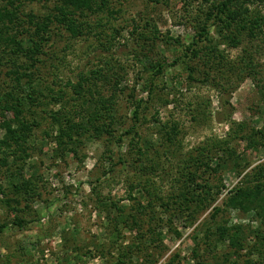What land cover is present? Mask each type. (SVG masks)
Masks as SVG:
<instances>
[{"label": "rangeland", "instance_id": "374dc122", "mask_svg": "<svg viewBox=\"0 0 264 264\" xmlns=\"http://www.w3.org/2000/svg\"><path fill=\"white\" fill-rule=\"evenodd\" d=\"M113 3V16L98 13L91 15L89 21L94 27L99 19H109L114 31L109 29L110 26L107 29L97 26L88 39L73 40L55 28V40L50 42L46 49L48 54L37 64L41 71L38 77L42 78L45 87H54L58 91L67 81L76 82L81 73L90 75L92 70L100 69L111 75L114 71L105 66H114L115 72L119 73L115 77L120 85L115 92L105 89L104 95L115 102L120 117L119 132L133 124L135 104L146 102L148 109L144 116L148 124L140 128L143 151L147 149L150 158L158 152L160 158H151L153 161L148 162V168L142 170L139 154L129 146L128 137L123 145L114 143L110 146L113 153H105L103 141L88 138L79 148L78 158L71 154L63 158L58 142L46 136L48 122L40 120L42 127L31 139L33 157L25 172L31 176L32 167H36L43 196L31 205L32 213L27 216L34 223L23 230L10 228L2 234L0 264H6L5 258L10 254L15 255L11 264H80L96 257L103 264H114L118 247L131 244L136 234L120 227L122 236L117 241L106 214L97 206L98 198L121 202L131 183L147 177H155V184L167 195L173 191L171 176L196 158L200 150L205 149L204 159L217 157L211 161L213 165L221 162L225 155L214 147L230 137L233 140L229 145L239 156L240 168L235 164L220 174L226 187L222 197L208 211L201 213L193 226H186L181 219L174 218V226L180 235L169 234L167 229L163 231L164 244L169 249L157 264H169L174 254L181 256V263L176 264H196L192 257L194 239L196 235L198 241L203 237L200 228L204 223L213 224L210 220L213 207L221 206L228 191L240 183L241 167L246 168L244 176L264 164V149H251L246 140L234 139L241 129L239 124H246L248 132L261 129L264 124V38L245 39L241 46L233 48L213 28L210 47L199 44L194 48L197 55L189 54L186 58L185 48L198 32L194 19H204L202 13L208 8L203 0L192 1L189 5H184L181 0H113ZM35 8L39 13L44 11L42 6ZM148 37L158 40L148 42ZM158 63L165 66V71L154 82L150 98L146 89L148 69L151 71L152 65ZM11 66L9 62L0 67V84L4 80L6 84L11 82L6 76ZM190 73L193 80L189 78ZM48 100L50 104V98ZM49 106L50 110L59 109L52 103ZM37 111V117H45L41 108ZM166 124L177 130L174 144L168 142L166 130L161 129ZM4 134L0 129V139ZM120 160L127 164L118 163ZM112 163L117 165L114 173L109 174ZM152 165H157L155 172L150 168ZM10 175L6 171L2 174L0 182L6 187L16 181ZM206 176L210 177V173ZM134 196L144 203L147 201L139 190H135ZM11 217L0 207V222ZM229 221L232 225L252 223L249 217L245 219L236 213L230 215ZM116 241L117 249L113 251L112 244ZM110 248L111 255H102L99 251ZM226 251L225 247L217 249L211 254L214 257L207 256V261L215 262L218 258L221 261Z\"/></svg>", "mask_w": 264, "mask_h": 264}, {"label": "trees", "instance_id": "16d2710c", "mask_svg": "<svg viewBox=\"0 0 264 264\" xmlns=\"http://www.w3.org/2000/svg\"><path fill=\"white\" fill-rule=\"evenodd\" d=\"M181 1L189 5L198 0ZM203 1L208 4V8L202 13L204 19H194L198 24V32L193 42L185 48L186 58L189 54L197 55L194 48L199 44L210 47L213 28L233 48L241 46L245 39L255 41L264 38V0ZM113 4V0H0V67L9 62L12 65L11 71L6 73L11 82L6 84L4 80L0 84V129L5 132L0 139V180L5 171L16 180L9 187L0 182V207L12 215L10 220L0 222V240L6 230H23L35 222L27 219V216L32 213L31 205L41 200L43 187L39 185L40 176L36 167H32L31 176L25 171L30 168L28 162L33 157L31 139L36 130L42 127L40 120L48 122L46 136L58 142L63 158L67 154L78 158L79 148L88 138L103 141L105 153H113L110 146L114 143L123 145L127 137L129 146L139 154L142 170L148 168V162L153 161L151 158H160L158 152H154L155 156L150 158L147 149L143 151L144 140L140 128L148 124L144 116L148 109L146 102L135 104L133 124L126 131L119 132L120 117L115 102L104 95L105 89L115 92L120 85L115 77L119 73L115 72L114 66H105L114 71L111 75L100 69L92 70L90 75L81 73L76 82L67 81L58 91L54 87H45L42 78H39L41 71L37 64L48 54L46 49L55 40L54 29L67 33L73 40L82 37L88 39L97 26L101 29L110 26L109 29L114 31L109 19H99L94 27L89 21L91 15L98 13L113 16ZM36 6H42L44 11L39 13ZM151 38L148 37V42L151 40L155 43L158 40ZM164 71L165 66L161 63L152 65L151 71L148 69L146 89L150 98L154 82L164 75ZM191 73L189 78L193 80ZM51 103L59 109L50 110ZM38 108H41V114L45 117H37ZM238 127L241 129L234 139L246 140L251 149H264V124L261 129H252L251 132L247 131L246 124H239ZM161 129L166 130L168 142L174 144L178 135L176 128L166 124ZM232 140L229 137L215 145L214 149L221 151L225 158L214 165L211 161L217 157L204 159L205 149L200 150L196 158L185 163L171 176L173 191L167 195L157 187L153 180L155 177H147L135 184L131 183L127 196L121 202L98 198L97 206L106 214L117 241L122 236L120 227L136 234L131 244L118 247L119 254L114 264H157L169 249L164 244V229L169 234L180 235L174 226V218L181 219L186 226H193L201 213L217 203L226 190L220 174L229 166L236 164L239 167V156L229 145ZM118 163L127 164L123 160ZM116 165L112 163L109 174L114 173ZM155 166H150L154 172ZM241 170H238V175L242 177L240 183L228 191L221 206L213 207L210 215L213 224H203L200 228L203 237L199 241L195 236L192 257L197 261L196 264H264V164L244 176L246 168L243 166ZM207 173H210V177L206 176ZM135 190L147 197L145 203L134 196ZM234 213L245 219L249 217L252 223L232 225L229 217ZM254 224H257L256 228ZM117 241L112 244L113 251L117 249ZM221 247L227 248L223 259L207 261V256L214 257L211 254ZM112 249L99 251L102 255H111ZM14 257V254L7 256L5 263L11 264ZM176 263H181L179 254H174L169 261V264Z\"/></svg>", "mask_w": 264, "mask_h": 264}, {"label": "built area", "instance_id": "2783aa9c", "mask_svg": "<svg viewBox=\"0 0 264 264\" xmlns=\"http://www.w3.org/2000/svg\"><path fill=\"white\" fill-rule=\"evenodd\" d=\"M90 260V261H88ZM86 262L87 263H80V264H103L102 261L100 260V258L96 257V258H93V259H88Z\"/></svg>", "mask_w": 264, "mask_h": 264}]
</instances>
